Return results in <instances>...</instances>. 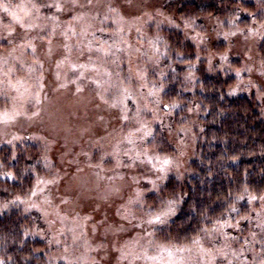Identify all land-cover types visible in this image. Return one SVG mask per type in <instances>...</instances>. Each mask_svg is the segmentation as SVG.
<instances>
[{
  "label": "clouds",
  "instance_id": "9594fccd",
  "mask_svg": "<svg viewBox=\"0 0 264 264\" xmlns=\"http://www.w3.org/2000/svg\"><path fill=\"white\" fill-rule=\"evenodd\" d=\"M0 264H264V0H0Z\"/></svg>",
  "mask_w": 264,
  "mask_h": 264
}]
</instances>
